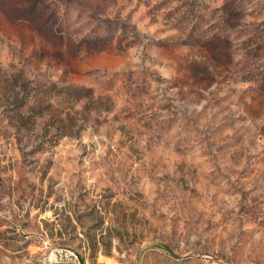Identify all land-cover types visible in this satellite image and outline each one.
Listing matches in <instances>:
<instances>
[{"label": "rangeland", "instance_id": "rangeland-1", "mask_svg": "<svg viewBox=\"0 0 264 264\" xmlns=\"http://www.w3.org/2000/svg\"><path fill=\"white\" fill-rule=\"evenodd\" d=\"M0 264H264V0H0Z\"/></svg>", "mask_w": 264, "mask_h": 264}]
</instances>
